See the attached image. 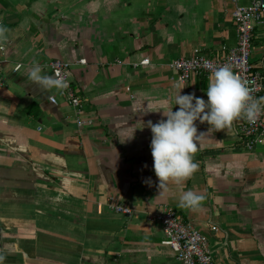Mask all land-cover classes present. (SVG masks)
Wrapping results in <instances>:
<instances>
[{"label": "crops", "instance_id": "1", "mask_svg": "<svg viewBox=\"0 0 264 264\" xmlns=\"http://www.w3.org/2000/svg\"><path fill=\"white\" fill-rule=\"evenodd\" d=\"M250 2L0 0V264H180L153 219L163 208L206 237L214 264H264V139L246 149L242 119L209 134L193 177L160 194L147 127L178 110L179 88L207 101L209 76L173 87L169 63L195 48L218 57L235 47L232 12ZM249 59L264 76V17ZM52 60L71 64L91 124L78 127L56 89L28 79L33 61L52 75ZM188 190L206 197L198 210L179 207Z\"/></svg>", "mask_w": 264, "mask_h": 264}, {"label": "clouds", "instance_id": "2", "mask_svg": "<svg viewBox=\"0 0 264 264\" xmlns=\"http://www.w3.org/2000/svg\"><path fill=\"white\" fill-rule=\"evenodd\" d=\"M7 31L0 26V40L5 38ZM28 79L43 91L56 89L63 94L69 88L68 80L60 71L49 75L36 61L28 70ZM182 88L174 97V104L179 105L178 110L173 111L171 108L167 112L163 111L166 119L155 124L152 121L147 123L152 133L150 148L160 194L168 190L169 183L179 185L193 177L199 168L194 157L202 139L213 132L232 131L237 120L243 119L255 125L264 115V96H255L254 82L241 78L227 64L211 72L206 91L207 101L195 93L182 95ZM197 120L209 125L207 132L198 134ZM145 183L151 186V178L146 179ZM205 199L204 195L188 190L179 197L178 205L195 211Z\"/></svg>", "mask_w": 264, "mask_h": 264}, {"label": "built area", "instance_id": "3", "mask_svg": "<svg viewBox=\"0 0 264 264\" xmlns=\"http://www.w3.org/2000/svg\"><path fill=\"white\" fill-rule=\"evenodd\" d=\"M236 2V0H233ZM264 17V0H251L247 6H239L235 3L232 12V19L237 33V43L235 47L218 57H208L193 49L191 55L179 57L169 63L170 69L175 77L171 79L173 87H181L188 83L194 76H210L211 72L222 65H230L233 71L241 78L254 82L256 87L255 96L260 97L264 86V76L255 70L250 63L251 35L253 28ZM0 51L3 46L0 45ZM117 63H120L117 61ZM148 63L144 59L140 64ZM71 64L60 60H52L47 64L53 74L60 71L69 82V88L61 94L66 103L73 109L78 127L91 124L90 120H85L81 115V98L71 84L68 70ZM48 101L57 104L55 96H50ZM238 135L242 145L246 149H252L260 145L264 139V117L263 115L255 125L246 120L241 121L238 128ZM109 210L115 213L129 215L130 209L121 205H109ZM153 219L159 221L164 234V244L169 246L175 254L176 260L180 264H214L206 237L190 223L185 222L172 209L163 208ZM216 231L215 227L211 228ZM2 230L0 229V235Z\"/></svg>", "mask_w": 264, "mask_h": 264}]
</instances>
